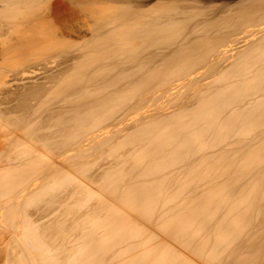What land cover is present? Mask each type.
Returning <instances> with one entry per match:
<instances>
[{
    "label": "bare ground",
    "instance_id": "obj_1",
    "mask_svg": "<svg viewBox=\"0 0 264 264\" xmlns=\"http://www.w3.org/2000/svg\"><path fill=\"white\" fill-rule=\"evenodd\" d=\"M188 1L0 0V63L62 45L66 59L46 55L41 70L69 97L43 124L57 139L34 126L13 137L0 104V264H264V0ZM52 138L78 145L75 157L103 154L40 183Z\"/></svg>",
    "mask_w": 264,
    "mask_h": 264
},
{
    "label": "rangeland",
    "instance_id": "obj_2",
    "mask_svg": "<svg viewBox=\"0 0 264 264\" xmlns=\"http://www.w3.org/2000/svg\"><path fill=\"white\" fill-rule=\"evenodd\" d=\"M78 1H79V4H80V2L85 3L87 0H78ZM192 1H194V0H191V2H192ZM188 2H190V0H189ZM188 2H187V3H188ZM99 3H101V2L98 1V2H97V5H98V6H97V5H96V6L94 5V6L97 7V8H99V5H100V7H102V3H101V4H99ZM110 3H111V2L108 3V1H107V2H104V5H103V7H102V8H103V12H104V10H105V4H106V5L109 4V5H108L109 7H111V8L113 7V8H115L114 5H113V6H110V5H111ZM187 3H186V4H187ZM194 3H195V6H196L197 4H199V6L201 5V3H198V1L193 2V4H194ZM112 4H113V3H112ZM114 4H115V3H114ZM186 4H183V5H186ZM189 4H190V5L187 4V6H191L192 3H189ZM193 4H192V5H193ZM108 6L106 7V9H107L106 11H107V12H108V10H109V7H108ZM196 7L198 8V6H196ZM196 7H195V8H196ZM200 7H201V6H200ZM200 7H199V8H200ZM100 9H101V8H100ZM100 9H99V10H100ZM99 10H98V11H99ZM87 11H88V10H87ZM93 11L95 12V11H97V9H96V10H92V12H93ZM101 11H102V10H100V12H101ZM89 12H90V11H89ZM97 13H98V12H97ZM101 13H102V12H101ZM105 14H106V13H105ZM107 14H108V13H107ZM197 16H199V15H197ZM65 42H66V41H65ZM72 42H73V43L75 42V41H74V38H70V39H69V42H68V47L70 46L69 49H72V48H73V45H74V44H73ZM66 44H67V43H66ZM58 45H59V44H58ZM71 45H72V46H71ZM61 46H62V45H61ZM61 46H60L59 48H61ZM65 46H66V45H65ZM54 48H55V47H54ZM59 48H58V49L55 48L54 50H52V51L55 52V53H53V52L51 51V53H50L49 55H47L48 53H46L45 56H44V53H43V52H41V51H39V50H38L39 52H38L37 50H33L35 53H36V51L38 52L39 55H36L37 57H36L35 55L32 54V50H29V51H31L30 53L32 54V55H31V54L29 53V55L34 56V58L36 57V58L38 59V61H37V59L35 60L36 62H34V61H30V60H32L33 57H29V58H28L27 56H25V57H27V59H25L24 57H22V59H19L20 62H19V63L17 64V66H16V63H17L18 61H16V59L12 56L14 59L11 57V59H8L7 61L4 60L5 63L2 62V63L5 64V65H2V63H0V64H1V67H2V68L0 67V69H1V73H0V75L2 74V76H3V73H5V74H4L5 77L3 76L5 79L2 78V76H0V79L5 83V84H4V83L0 80V81L2 82V83L0 82V84L3 85V86L0 85V90H1V91H0V98H1V96H2V98H3L2 100H5L6 98H8V99L10 98V99H11V102L13 103V104H12L11 102H6V101L8 100V99H7V100H5L4 102L1 100V101H0V104H4V105H5V103H8L9 105L11 104V105H10V106H11V110H12V105L17 104V105L19 106V105H20V104H19L20 102L23 103L22 101L28 102L29 105L32 106V107H30V106L27 104V108H26L27 113L25 112V110H23V111L20 110L21 113H19V114L22 115L23 112H24L23 117L25 116V118H26V120L23 119L24 121H22L21 119H22L23 117L21 118V117L18 115V112H20L18 109H24L23 107H26V106H25V105H26L25 103H23V107H22V104L19 106V107H22V108H17V109L14 108L15 111L12 110L11 113L15 112L14 114H16V115L13 114L14 116H13L11 113H8V112H10V111H8V108H7V107H9V105H5V106H7V107H6L7 110L4 108V107H5L4 105H3V106L0 105V107L2 106L1 108L4 109L3 111L6 110L5 113H6V114L8 113V114L6 115L5 113L2 112V113L5 115V117L8 119V121H9L11 124H13V123L15 124V122L17 123V124L15 125V126H16L15 128L18 127V129H17L18 131H16V130L14 129L15 132H16V133H15L16 135L14 134L13 137H16V136L18 137V135H20V137H23V136L26 137L25 135L30 136V135L32 134V133H30V135H29L30 130H29L28 134H27V133H24V134H25V135H24V134H22V133L25 132V131L27 132V129H32L33 126H34V127H33V131H34V133L32 134L33 137H34V136H37V137L39 136L40 138H47L48 136H47V137H44V136H46V134L43 135L44 133H47V132H49V133H47V134H49V135L51 134V135L54 136L55 138H56V136L61 135L60 132H58V131H54V130H53V129L57 128V127L52 128L53 131H52L51 129H46V132H44V131H45V130H44V129H45V126H44V125L46 124V127H47L48 122H50L49 125H52V124L54 123L55 118H57L59 115H57V117H53V116H56V115H52V116H50V115L52 114V112H55V109L59 108V106H60L62 103L67 104L68 102H66V101L69 100V97L66 96V95H67L66 92L63 93L64 90H61V89H63V88H61L62 85H63V84H62V81H61V78L59 79V81L57 80L58 83H57V81H56V82H55V81L50 82L48 78H44V77H47V75H49V74L47 73V72H48V69H47V68L45 69V72H46V73L43 72L44 70H41V69H43V68H41V67H44V64H43V63L46 64V63H48V62L50 61V60L48 61L47 58H50V57H51V61H50L51 63H52V62H55L54 60H55L56 58H57V59H56V60H57L56 62H60V61L63 59V56H64L65 59H66V56L63 55L62 51L58 52L59 50H64V48H61V49H59ZM52 49H53V48H52ZM238 49H240V48H238ZM55 50H56V51L58 50V51H57L58 53H57ZM29 51H28V52H29ZM35 53H34V54H35ZM52 53H53V54H52ZM60 53H61V54H60ZM36 54H37V53H36ZM42 54H43V55H42ZM59 54H60V55H59ZM46 55H47V58H46ZM61 55H62V56H61ZM56 56H57V57H56ZM58 56L61 57V58H59ZM38 57H39V58L42 57V58L39 60ZM43 57H44V58H43ZM53 57H54L55 59H54ZM16 58H17V57H16ZM30 58H31V59H30ZM45 58H46V59H45ZM24 59L26 60V62H24V63H26V65H25L24 63H21L22 61H25ZM44 59H45V61H44ZM53 59H54V60H53ZM11 60H15V61H16V62H15V61H12V63L15 62V63H13V65H15V66L12 65V67H10L11 65H10V66L7 65V64H9V63L11 64ZM33 60H34V59H33ZM58 60H60V61H58ZM63 60H64V59H63ZM8 61H9V62H8ZM27 61H28V63H27ZM43 61H44V62H43ZM47 61H48V62H47ZM6 62H7V64H6ZM30 62H31V63H30ZM40 62H42V63H41L42 66H41V65L38 66V68L40 67V68L38 69V70H39L38 73H37L34 77L30 76V77H32L33 79H32V78H28V80H27L25 77L20 78L21 75H19V74H21V72H22V71H21V68H22V67H23L22 70L24 71V70H27V68H28V69H29V68H32L33 65H35L36 63H39V64H40ZM56 62H55V63H56ZM19 64H21V65H19ZM22 64H23V65H22ZM6 65H7V67H6ZM58 67H59V66H58ZM7 68H8V69H7ZM56 68H57V67H56ZM56 68H55V69H56ZM18 69H19V70H18ZM3 71H4V72H3ZM53 71H55V70H53ZM16 72H17V73H16ZM42 72H43L44 74H42ZM14 73H16L17 75H19V77H18L19 81L17 80V81L15 82L14 80H12L14 77L17 76V75H15ZM40 74H41V75H40ZM64 74H66V73H64ZM38 75H39V76H38ZM11 76H12L13 78H12ZM41 76H42V77H41ZM62 78H63V77H62ZM3 79H4V80H3ZM30 79H31V80H30ZM42 79H43V80H42ZM46 79H48V81H47ZM37 80H38V81H37ZM10 81H14L15 83H14V82H11V86H9V85H10V83H9ZM27 81H28V82H27ZM30 81H31V82H30ZM32 81H33V82H32ZM36 81H37V82H36ZM44 81H45L46 83H45ZM7 82H8V83H7ZM20 82H21V83H20ZM22 82H23V83H22ZM48 82H49V83H48ZM60 82H61V83H60ZM12 83H13V84H12ZM19 83H20V84H19ZM33 83H34L35 85H33ZM51 83H53V84H51ZM6 84H9V85L7 86ZM42 84H43L44 86H43ZM54 84H55V86H56L57 84H58V86H60V84H62V85L60 86V89H59V90H61V92L57 89V88H59V87H58V86L55 87ZM37 85H42V87L40 86L41 89H40L39 86H37ZM23 86H24V87H23ZM35 86H36V87H35ZM7 87H8V88H7ZM20 87H21V88H20ZM22 87H23V90H22ZM34 87H35V89L38 88V92H39V93L34 89ZM54 87H55L56 89H55ZM178 87H179V88H178ZM178 87H177L178 91H184V89L186 88V87H181V83H180V85H179ZM11 88H13V89H11ZM32 88H33V90H32ZM5 89H6V90H5ZM14 89H15L16 92L19 91V92L21 93V94H20L19 92H17V94H19L20 96L17 95L16 92H14V94L11 92V91H13ZM39 89H40V90H39ZM52 89H55V91L57 90V92H55V94L57 93V95H60L61 93H63L65 97H63V94H61V95L58 97L59 99H56L57 96H56L55 94H54L53 96H48V95H51V93L49 92V93H50V94H49L47 91H52ZM179 89H180V90H179ZM31 90H32V91H31ZM29 91H30V92H29ZM34 91H35L36 93H35ZM176 91H177V90H176ZM178 91H177V92H178ZM177 92H176V93H177ZM9 93H10V94H9ZM37 93H38V94H37ZM52 93H54V91H52ZM58 93H59V94H58ZM176 93H175V94H176ZM7 94H8V95H7ZM12 94H13V96H14V95H17V96H16V97H15V96L12 97ZM29 94H30V95H29ZM32 94H33V95H32ZM46 94H47V95H46ZM175 94H174V95H175ZM4 95H5V96H4ZM25 95H26V96H25ZM37 95H38V96H37ZM43 95H44V96H43ZM9 96H10V97H9ZM21 96H22V97H21ZM33 96H34L35 98H34ZM40 96H41V97H40ZM54 96H55L56 98H52V97H54ZM4 97H5V99H4ZM11 97H12V98H11ZM38 97H39L40 99H39ZM43 97H44L45 100H43ZM46 97H47V101L49 100V101L47 102L48 104H47V103H46V104L44 103V102H46ZM49 97H50V98H49ZM62 97H63V98H62ZM13 98H14V99H13ZM18 98H19V99H18ZM48 98H49V99H48ZM66 98H67V99H66ZM12 99H13V100H12ZM16 99H17V100H16ZM22 99H23V100H22ZM50 99H52V100L54 99L53 101H54L56 104H55L54 102H51ZM55 99H56V100H55ZM64 99H66V100H64ZM15 100H16V101H15ZM19 100H20V101H19ZM57 100H58V101H57ZM59 100H60V101H59ZM8 101H10V100H8ZM62 101H63V102H62ZM17 102H19V103H17ZM58 102H59L60 104H58ZM50 103H51L52 105H51ZM53 103H54V105H57V106H54ZM58 105H59V106H58ZM15 106H16V105H15ZM28 106L30 107V108H29L30 110L28 109ZM53 106H54V108H53ZM13 107H14V106H13ZM49 107H50V108H49ZM55 107H57V108H55ZM1 108H0V109H1ZM9 108H10V107H9ZM47 108H48V109H47ZM27 109H28V110H27ZM50 109H52V110H50ZM1 110H2V109H1ZM9 110H10V109H9ZM16 110H17V111H16ZM48 110H49V111H48ZM28 111H29V112H28ZM50 111H51V112H50ZM46 113H49V114H47V115H48L50 118H49L48 116H46L47 118L44 117V119H43V116H45ZM50 113H51V114H50ZM129 113H130V112H128V117H129L130 114L134 115L133 113H130V114H129ZM25 114H27V115H25ZM43 114H44V115H43ZM11 115H12V116H11ZM42 115H43V116H42ZM15 116H16V117H15ZM17 116H19V117H17ZM41 116H42V117H41ZM126 116H127V115H126ZM40 117H41L42 120L39 119ZM51 117L54 119V121H49V120H48V119H51ZM63 117H64V116H63ZM17 118H19L22 122L19 123L20 120L17 119ZM61 118H62V117H61ZM61 118H60V119H61ZM126 118H127V117H126ZM46 119H47V120H46ZM53 119H52V120H53ZM62 119H64V118H62ZM44 120H46V121H44ZM58 120H59V117H58V119H57V122H58ZM17 121H18V122H17ZM42 121H43V122H42ZM63 121L65 122V120H63ZM45 122H46V123H45ZM126 122H127V121H126ZM14 124H13V125H14ZM43 124H44V125H43ZM30 125H32V126L29 127ZM40 125H41V128H39ZM42 126H43V127H42ZM101 126H102V125H101ZM19 128H20V130H21V128H24V129H26V130L23 131L24 129H22V131L20 132V131H19ZM59 129H61L63 132H65L66 129H67V126H66V127H60ZM113 129H114V128H113ZM40 130H41V131L43 130V132H41ZM48 130H50L51 132L48 131ZM110 130H111V129H110ZM18 132H20V133H18ZM108 134H109V132H108ZM21 135H22V136H21ZM41 136H42V137H41ZM20 137H19V138H20ZM39 137H38V138H39ZM55 138H52V140H54L56 143H53V144H52V141H51V144H49V142H50V140H49V141H47L48 143L46 142L47 144H45V146H46V145H48V146L50 145L51 147H52V145H54V147H55V146H60L59 148H57V147L54 148V147H53V148H54V149H53L54 152L51 150L50 146L47 147V148H50V151L53 152V153L50 152L49 154H51V160H53V161H52V164H53L54 161H55L54 164L56 163L55 165L53 164V165L55 166L54 168L56 169V166H58L57 169H56V171H55L54 168H52L53 165H52V164L50 165V163H46L45 166H44V168L42 167V168L40 169V172H42V174H43V175L41 174L42 178H40L41 176L38 178V176H39V174H40V173H38V171H36V170H34V172L31 171V173H32V175H31V173L28 171V170H30V169L28 168V170H27V172H29L28 174L31 175L30 178H31L32 176H33V177L35 176V175H33V173H34V174H36V177H37L38 179H40V181H39L40 183L42 182L41 179L43 180V176H48V175H50V174L52 175V174H55V172L57 173L59 167H63V168H66V169L68 168V170H69L70 168H72L71 171H74V166H75L76 164H74V166H73V163L76 162L77 164H78V163H81V164L76 165L75 168H76V169H77V168H78V169H81L82 166H83L84 164H87V163H90V164H91V163H94L95 161H97L96 159L98 158V156H101V155L103 154V153H101V155H99V154H98L99 152H98V153L94 152V153H95L94 155L91 153L94 157H93L91 154L88 155V158H87V156H86L84 159L81 158V157H80V158H79V157H75V156H74V153H75V151L77 150L78 145H74V144L71 145V144H69L70 142H68V141H69L68 138H66L68 141L65 139L66 143H68V144H66V143L64 144V143H63L64 140H63L62 143H60V142L57 143V140H56L57 138H56V139H55ZM14 139H17V138H14ZM54 141H53V142H54ZM111 144H112V143H111ZM111 144H110V145H111ZM110 145H109V147L113 148L112 146H116L117 144H116V145L113 144V145H111V146H110ZM69 146H70L72 149H70ZM68 147H69V149H67ZM107 147H108V146H107ZM107 147H105V150H110V149H111V148H107ZM56 148H57V149H56ZM60 148H61L62 150H63V149L66 150V149H67V151H68V150H72L71 152H69V151H68V152H67V151H64V152L62 153V156H69L70 154H71V155L73 154L72 157H70L69 159H67V158L65 157V159H67V160H64V159H63V160H64V162H63V160L60 159L61 156L58 157V156H59V153H60V151H61ZM106 148H107V149H106ZM57 150H58V154H57L58 156H53V154L55 155V153L57 152ZM105 150H103V151L105 152ZM103 151H101V152H103ZM66 152L68 153V155H67ZM63 154H64V155H63ZM60 155H61V153H60ZM84 155H85V154H84ZM97 155H98V156H97ZM52 156H53V157H52ZM90 156H91L92 158H96V157H97V158H96V159H93V161H92V158H91ZM95 156H96V157H95ZM57 157H58V158H57ZM62 158H64V157H62ZM0 159H1V157H0ZM59 159L62 161V163H61V161H60ZM88 159L91 160V162H88ZM100 159H101V160H100ZM100 159H98V163H99V162H100V163H99V164L97 163V166L94 165V164H93L94 166L88 164L89 167H88V166H87V167L89 168V170H88V168L84 167V170H83V171L85 172V174H86L87 176L92 172V173H91L92 176H93L92 178H96V177L98 176V175L96 174V172L98 173V172L100 171V168H104V169L106 168L105 166H107V165H104V164H105V162H104L105 159H104L103 161H102V158H100ZM86 161H87V162H86ZM83 162H84V163H83ZM95 163H96V162H95ZM102 164L104 165V167H103ZM67 165H68V167H67ZM47 166H48V168H49V166H52L51 169H52V170L54 169V170H53L54 173H52V171H51L50 168H49V169L45 168V167H47ZM65 166H66V167H65ZM84 166H86V165H84ZM90 166H92V168H94V169H92ZM98 166H100L99 170H98ZM69 167H70V168H69ZM95 167H96V168H95ZM33 169H34V168H33ZM44 169H45V170H44ZM46 169H47V170H46ZM86 169H87L88 171H85ZM90 169H91V170H90ZM96 169H97L98 171H96ZM31 170H32V168H31ZM41 170H43V171H41ZM49 170H50V171H49ZM75 171H76V170H75ZM95 171H96V172H95ZM36 172H37V173H36ZM49 172H50V173H49ZM87 172H88V173H87ZM102 172H103V171H102ZM102 172H101V173H102ZM44 173H45V174H44ZM99 173H100V172H99ZM99 173H98V174H99ZM24 174H27V173H24ZM28 174H27V175H28ZM93 174H94L96 177H95ZM20 175H22V173H21ZM27 175H25V177H27ZM37 175H38V176H37ZM20 177H21V178H20L21 180H22V178L24 179V181L27 180L26 178H24V177H22V176H20ZM36 177H34V180H33V181H31L33 178L30 179V180L28 179L29 181H25L26 183H25L24 185L27 186L26 184H28V182H30V181H31V182H30L29 184L32 183V185H33V182L36 180ZM45 178H46V177H44V179H45ZM38 179H37V180H38ZM21 180H20V182H21ZM24 181H23V182H24ZM16 182H17V183H16ZM15 183L17 184V186L14 187L13 191H11L12 189L10 190V194L16 193L15 190L24 187V185H23V184L20 185V183H19L18 181H15ZM15 183H14V184H15ZM18 183H19V184H18ZM37 183H38V181H37ZM37 183H36V184H37ZM14 184H13V185H14ZM29 184H28V185H29ZM34 184H35V183H34ZM38 184H39V183H38ZM13 185L11 184V186H13ZM94 185H95V183H94ZM18 186H19V187H18ZM34 186H35V185H34ZM12 188H13V187H12ZM16 188H17V189H16ZM55 193H58V194H56V195L53 193V194L55 195V201L58 202V201H59L58 198H59V197H60V198H63V197L61 196L62 194H61V195L59 194V192H55ZM64 195H65V194H64ZM106 196H107V195H106ZM65 197H66V198H65ZM67 197H68V196H66V195L64 196L65 201H66L67 204H68V203H70L69 201H71V200H69V197H68V198H67ZM109 197H111V196H107V199H108ZM9 198H12V195H10ZM111 199H112V197H111ZM111 199H110V201H111ZM67 200H69V201H67ZM10 201L13 202V200H10ZM50 201H51V200H50ZM65 201H64V202H65ZM67 204L65 203L64 206H67V207L72 206V203H70V205H69V204L67 205ZM0 206H3V199L1 200V198H0ZM33 206H34V205H33ZM32 208H33V207H32ZM32 208L30 207L29 209H32ZM62 208H63V207H62ZM149 229H151V228H149ZM108 264H116V262H115V260H114L113 257L110 256V261H108Z\"/></svg>",
    "mask_w": 264,
    "mask_h": 264
}]
</instances>
